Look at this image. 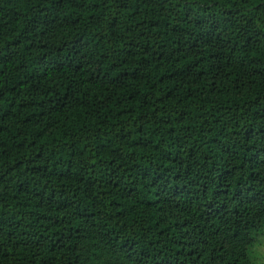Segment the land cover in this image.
Here are the masks:
<instances>
[{"label":"trees","instance_id":"trees-1","mask_svg":"<svg viewBox=\"0 0 264 264\" xmlns=\"http://www.w3.org/2000/svg\"><path fill=\"white\" fill-rule=\"evenodd\" d=\"M264 0H0V264H254Z\"/></svg>","mask_w":264,"mask_h":264},{"label":"clouds","instance_id":"clouds-1","mask_svg":"<svg viewBox=\"0 0 264 264\" xmlns=\"http://www.w3.org/2000/svg\"><path fill=\"white\" fill-rule=\"evenodd\" d=\"M251 251L253 254V260L260 258L262 260V264H264V237L260 238L258 242L253 243Z\"/></svg>","mask_w":264,"mask_h":264},{"label":"rangeland","instance_id":"rangeland-1","mask_svg":"<svg viewBox=\"0 0 264 264\" xmlns=\"http://www.w3.org/2000/svg\"><path fill=\"white\" fill-rule=\"evenodd\" d=\"M264 237V230L261 232V237ZM253 256V254H252ZM253 259V258H252ZM254 264H262V260L260 258H257L256 260H253Z\"/></svg>","mask_w":264,"mask_h":264},{"label":"snow or ice","instance_id":"snow-or-ice-1","mask_svg":"<svg viewBox=\"0 0 264 264\" xmlns=\"http://www.w3.org/2000/svg\"><path fill=\"white\" fill-rule=\"evenodd\" d=\"M254 243V241H252Z\"/></svg>","mask_w":264,"mask_h":264}]
</instances>
